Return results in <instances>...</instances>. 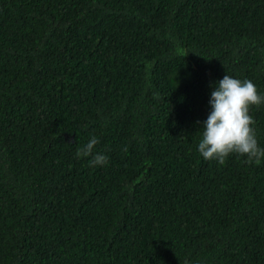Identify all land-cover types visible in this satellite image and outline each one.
Segmentation results:
<instances>
[{"label": "trees", "instance_id": "16d2710c", "mask_svg": "<svg viewBox=\"0 0 264 264\" xmlns=\"http://www.w3.org/2000/svg\"><path fill=\"white\" fill-rule=\"evenodd\" d=\"M0 264H264V0H0Z\"/></svg>", "mask_w": 264, "mask_h": 264}]
</instances>
